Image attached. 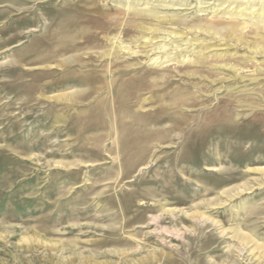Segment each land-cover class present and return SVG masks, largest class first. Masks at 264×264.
I'll list each match as a JSON object with an SVG mask.
<instances>
[{"label": "rangeland", "instance_id": "obj_1", "mask_svg": "<svg viewBox=\"0 0 264 264\" xmlns=\"http://www.w3.org/2000/svg\"><path fill=\"white\" fill-rule=\"evenodd\" d=\"M236 5L264 0H0V264H264V24Z\"/></svg>", "mask_w": 264, "mask_h": 264}, {"label": "bare ground", "instance_id": "obj_2", "mask_svg": "<svg viewBox=\"0 0 264 264\" xmlns=\"http://www.w3.org/2000/svg\"><path fill=\"white\" fill-rule=\"evenodd\" d=\"M229 7V6H228ZM248 7V6H247ZM251 7H249V8H246V9H241V5H236L235 7H233L232 9H222V11L220 10V13L219 14H222L221 16H224V15H226V18L228 17V18H231V19H236V18H242V17H245L246 18V16H247V19H248V21L250 22V23H253V25H259L260 26V24H264V8L263 7H259L258 9H257V11H250V12H248L247 13V11L246 10H249ZM147 11H149V10H146V13H145V15H148V16H150L151 18L153 17V18H155V19H159V21L160 20H162V21H165V22H171V21H173L174 19H173V17H171V18H164V19H162V18H160V17H158L157 16V14H156V12H147ZM243 11V12H242ZM213 12H215L214 10H213ZM142 13V12H141ZM213 14V13H212ZM216 14H218V13H216ZM225 17V16H224ZM244 20V19H243ZM245 21V20H244ZM211 22H213V21H211ZM215 25H217L216 23L214 24V23H199V25H196V26H192V27H189L188 28V30H192V31H196V30H198V31H201V32H204L205 34H212V36H218V37H221V36H219L218 35V32H215L213 29H215V28H217V26H215ZM244 25H246V24H244ZM236 28H238V25L236 24V23H231V24H229L228 23V32L229 33H232V32H234L235 30H236ZM247 28V27H246ZM242 30H237L238 32H240V31H244V29H245V27L244 28H241ZM145 31H150V30H145ZM197 32V31H196ZM240 34H242V32L240 33ZM174 36H176V34H173ZM179 35H183V34H179ZM178 35V36H179ZM228 36H230V34L228 35ZM235 41H236V39H235ZM148 43V42H147ZM222 46V45H221ZM248 48L249 49H253L254 50V52L255 53H259V52H261L260 50H259V46H258V44H252V45H249L248 46ZM122 49V47L121 46H117L116 48L114 47V51H116V50H121ZM264 53V52H263ZM165 55V54H164ZM164 57V56H163ZM178 58V60L176 61L177 63H183L184 62V55H181L180 54V56L179 57H177ZM180 58H182V59H180ZM251 58H254V57H251ZM167 62H171L170 61V59H169V56H165L164 57V62H163V64H165V63H167ZM223 232V231H222ZM225 232V231H224ZM258 249L260 250V249H262V250H264V247L263 246H258Z\"/></svg>", "mask_w": 264, "mask_h": 264}]
</instances>
